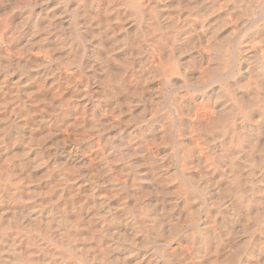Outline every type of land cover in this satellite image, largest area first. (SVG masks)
<instances>
[{"label": "bare ground", "instance_id": "bare-ground-1", "mask_svg": "<svg viewBox=\"0 0 264 264\" xmlns=\"http://www.w3.org/2000/svg\"><path fill=\"white\" fill-rule=\"evenodd\" d=\"M0 264H264V0H0Z\"/></svg>", "mask_w": 264, "mask_h": 264}, {"label": "rangeland", "instance_id": "rangeland-1", "mask_svg": "<svg viewBox=\"0 0 264 264\" xmlns=\"http://www.w3.org/2000/svg\"><path fill=\"white\" fill-rule=\"evenodd\" d=\"M217 9H218V8H217ZM218 15H219V12H217L216 16H218ZM243 32H246V31H243ZM243 32H242V35L244 34Z\"/></svg>", "mask_w": 264, "mask_h": 264}]
</instances>
